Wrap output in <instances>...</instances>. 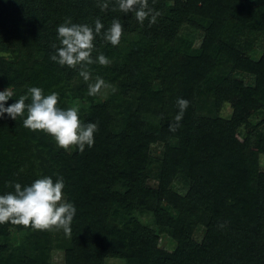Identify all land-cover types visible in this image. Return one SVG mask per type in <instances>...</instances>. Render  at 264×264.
I'll return each mask as SVG.
<instances>
[{
	"label": "trees",
	"instance_id": "trees-1",
	"mask_svg": "<svg viewBox=\"0 0 264 264\" xmlns=\"http://www.w3.org/2000/svg\"><path fill=\"white\" fill-rule=\"evenodd\" d=\"M101 2L0 0L1 85L15 93L4 106L40 87L45 95L58 93L62 109L75 97L84 100L80 119L98 123L94 144L80 152L25 128L26 113L16 121L0 118V195L14 192L15 183L63 177V194L76 208L70 234L0 224V264H53L55 249L63 250L64 264H106L109 258L123 264H264V149L237 137L243 123L264 124V88L234 75L240 70L264 80V50L257 59L250 55L264 36V0H148L160 13L152 24L120 12L116 0L101 11ZM66 18L93 27L99 18L104 25L93 57L102 53L111 63L90 66L93 81L99 76L115 88L103 100L88 94L93 81H84L78 69L50 59ZM117 18L123 36L112 46L102 34ZM198 31L203 37L194 46ZM27 43L42 50L41 59L25 54ZM180 98L189 107L170 132ZM227 102L232 111L224 117ZM153 146L164 148L161 158L151 153ZM177 178L187 182L186 193L172 190ZM144 215L151 224L140 220ZM197 225L203 226L199 240ZM14 229L22 243L11 246ZM162 236L173 244L168 255L157 251Z\"/></svg>",
	"mask_w": 264,
	"mask_h": 264
},
{
	"label": "clouds",
	"instance_id": "clouds-1",
	"mask_svg": "<svg viewBox=\"0 0 264 264\" xmlns=\"http://www.w3.org/2000/svg\"><path fill=\"white\" fill-rule=\"evenodd\" d=\"M155 0H153V3ZM118 10L124 14L134 13L135 18L141 24L149 19V23H155L160 15L149 6L148 0H116ZM101 11L109 8L108 0L98 3ZM116 11L117 8L112 9ZM104 25L99 18L94 21V27L87 23L74 24L71 18H66L58 26L59 46L52 44L55 54L50 59L60 66H67L79 70V76L84 81H93L90 66L99 64L107 66L111 61L102 53L93 57L98 50L95 40ZM123 23L117 18L113 19L110 27L103 32L102 37L112 46H118L123 36ZM115 88L102 77L96 76L93 82L88 83V94L97 96ZM15 95L10 87L0 91V118L5 114L15 120L23 119V126L32 131L43 132L51 136L58 147L71 151L75 146L80 152L85 146L94 144V137L98 131V123H85L80 119V104L74 102L73 106L62 109L58 106L59 95L53 92L45 95L40 87H29L27 94L21 95L15 103L5 107V103ZM27 101V102H26ZM178 114L175 122L169 124V131L175 132L179 122L183 119L185 110L189 107V101L178 99ZM14 192L0 195V224L10 222L12 225H20L24 228L37 230H60L71 233V223L76 214L75 206L67 202L63 189L65 182L63 177H58L55 182L49 176L36 179L30 186L22 187L21 184L12 185Z\"/></svg>",
	"mask_w": 264,
	"mask_h": 264
},
{
	"label": "rangeland",
	"instance_id": "rangeland-1",
	"mask_svg": "<svg viewBox=\"0 0 264 264\" xmlns=\"http://www.w3.org/2000/svg\"><path fill=\"white\" fill-rule=\"evenodd\" d=\"M172 9V2H168L166 5V15H165V24L170 25L171 23V14L170 10ZM186 30V29H183ZM198 34L195 36L194 40V46H198L200 44V41L203 37V33L198 31ZM184 34V33H183ZM255 48L250 52V55L252 58H259L260 55L262 54L264 50V36H260L256 44L254 46ZM25 54L32 56L35 59H41L42 56V50L37 48L36 45H33L32 43H27V48L25 51ZM168 73L170 75H174L176 73V66L171 65L168 68ZM4 75V70L2 67H0V91L5 90L6 86L1 85V81ZM234 75L237 79H243L244 82L253 87L256 90L262 91L264 88V80L260 77H254V75L248 74L246 72H242L240 70H235ZM109 93V90H107L105 93H102L100 95H97V100H103L107 97ZM72 100V99H69ZM78 101L80 106H83L86 102L84 100H80L79 98L75 97L73 99V104L74 102ZM232 107L229 102L225 103L222 108H221V115L224 117H229L231 115ZM262 119V117H255V121L259 122ZM237 137L241 141L248 140L250 148L256 151H262L264 149V124L259 127L255 128L254 126L250 125L249 123H243L240 125V127L237 129ZM151 153L159 158H161L164 154V148L162 146H153ZM259 166L260 170L264 171V152L260 154L259 156ZM156 168L153 169V171ZM153 180H155V176L152 174ZM188 189V184L185 182L184 179L182 178H177L172 185V190L179 193V194H184L186 193ZM140 220L143 223L151 224V216L149 215H144L140 217ZM194 237L199 240L201 239L203 235V226L202 225H197L194 229L193 233ZM22 243V239L20 235L18 234L17 231L12 230V235H11V240H10V245L11 246H16L20 245ZM159 249L158 254L159 255H168L170 254L171 250L173 249V244L171 241L162 236L160 239L159 243ZM52 263L53 264H64V252L61 249H55L52 251ZM106 264H123L122 261L116 260L109 258L106 260Z\"/></svg>",
	"mask_w": 264,
	"mask_h": 264
}]
</instances>
